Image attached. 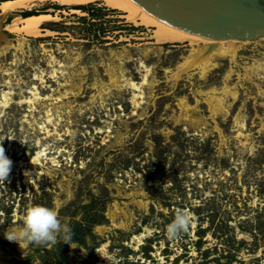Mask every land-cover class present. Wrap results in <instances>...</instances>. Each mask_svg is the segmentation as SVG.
<instances>
[{
    "label": "rangeland",
    "instance_id": "1",
    "mask_svg": "<svg viewBox=\"0 0 264 264\" xmlns=\"http://www.w3.org/2000/svg\"><path fill=\"white\" fill-rule=\"evenodd\" d=\"M68 4L85 13L65 20L68 39L26 37L0 52V99L10 98L0 144L12 160L0 184V264H264V70L245 71L264 62V41L202 74L180 66L202 44H156L151 27L99 1ZM5 25L0 17L1 43L16 44L23 35ZM37 204L57 210L71 240L5 238ZM178 211L193 223L170 239Z\"/></svg>",
    "mask_w": 264,
    "mask_h": 264
},
{
    "label": "bare ground",
    "instance_id": "2",
    "mask_svg": "<svg viewBox=\"0 0 264 264\" xmlns=\"http://www.w3.org/2000/svg\"><path fill=\"white\" fill-rule=\"evenodd\" d=\"M64 4H68L69 0H61ZM94 1V0H92ZM101 2V4L108 9H116L120 13L123 14L122 17L126 19V22L132 23L134 25H144L145 27H151L152 32V39L156 44H175V43H184L188 42L191 45H199L202 44L201 47L196 49V54L191 60H187L184 63H181V67L188 68L198 65L202 68V74H205L209 70V65L211 61L216 57H230L231 61H234L236 55L240 51L241 47L245 44L249 43H259L260 41H264V35L260 36L256 39H243L237 40L233 38H224V39H212V38H204L201 36L190 35L183 31H180L174 27H171L165 23H162L149 15H147L144 11H142L138 6L130 2L129 0H95ZM18 4H23V1H10V0H0V10L3 11V14L8 13L10 10H16L19 8ZM72 10V9H71ZM78 12L81 14H85L78 9H74L72 11ZM43 14V13H42ZM44 15V14H43ZM60 20L58 15H45V16H34L29 15V17H18L12 19L11 22H7L5 27L7 28L10 33H15L17 35L21 34L22 37L18 38V42L16 44L11 43H1L3 39V35L0 33V52L5 50V48L12 46L16 50H20L23 47L24 42L23 40L27 39L26 37H42L44 36V32L52 34V32L45 31L44 29L41 30L39 27L44 22V20ZM47 23V22H46ZM45 24V23H44ZM43 25V24H42ZM42 27V26H41ZM25 36V37H24ZM51 59L53 60V56L50 55ZM141 67L144 68V73L142 74V80L140 84H144L147 81V76L149 74L150 69L141 63ZM181 69V68H180ZM264 70V62H260L258 60H254L249 66L245 67L246 73L251 72H259ZM232 69L229 70L228 76L232 73ZM109 72V71H108ZM113 72V71H112ZM117 80V77L111 73V81L114 84ZM128 84L135 86L134 82H128ZM227 85L223 86V91L225 93H230L235 96L236 91H231ZM215 88H211V91H214ZM36 94V93H34ZM208 102L212 107V111L215 113L217 111L222 110V100L220 97L210 95L207 98ZM10 98L7 97L6 93L3 94V98L0 99V107H7L9 104ZM29 102L32 100L29 99ZM39 159V154L34 156L33 161H37ZM113 214V213H111Z\"/></svg>",
    "mask_w": 264,
    "mask_h": 264
},
{
    "label": "water",
    "instance_id": "3",
    "mask_svg": "<svg viewBox=\"0 0 264 264\" xmlns=\"http://www.w3.org/2000/svg\"><path fill=\"white\" fill-rule=\"evenodd\" d=\"M150 17L190 35L237 40L264 35V0H129Z\"/></svg>",
    "mask_w": 264,
    "mask_h": 264
},
{
    "label": "clouds",
    "instance_id": "4",
    "mask_svg": "<svg viewBox=\"0 0 264 264\" xmlns=\"http://www.w3.org/2000/svg\"><path fill=\"white\" fill-rule=\"evenodd\" d=\"M12 168V160L5 154L0 144V184L8 179ZM194 217L187 211H178L174 219L167 224L166 233L170 239L178 238L186 233L193 223ZM2 224V223H0ZM4 236L8 241L25 245H55L58 238L67 243L72 238V229L58 218L57 210L45 205H33L27 209L22 225L18 228H7Z\"/></svg>",
    "mask_w": 264,
    "mask_h": 264
},
{
    "label": "crops",
    "instance_id": "5",
    "mask_svg": "<svg viewBox=\"0 0 264 264\" xmlns=\"http://www.w3.org/2000/svg\"><path fill=\"white\" fill-rule=\"evenodd\" d=\"M12 1V0H10ZM13 1H26V3L29 5L28 7L24 8H18L16 10H10L8 13L3 14V11L0 10V17L1 20H3V25L6 24V22H11L13 18L15 17H29L25 16V12L30 11V12H36L37 14H34V16H47V15H58L60 20H44V22L40 25L41 30H45L53 32L54 34H49L47 32H44V36L42 38H47V39H55L58 38V36H64L65 39H68L69 34L65 29L68 26V23L65 22L66 19L68 18H75V17H80L74 14L72 11L74 9H80L84 7L83 4H62L59 2H51L49 0H13ZM21 6L23 4H18V6ZM72 9V10H71ZM44 15H43V14ZM31 16V15H30ZM47 22V23H46ZM45 23V24H44ZM42 26V27H41ZM65 33V34H64ZM39 38V37H37Z\"/></svg>",
    "mask_w": 264,
    "mask_h": 264
},
{
    "label": "trees",
    "instance_id": "6",
    "mask_svg": "<svg viewBox=\"0 0 264 264\" xmlns=\"http://www.w3.org/2000/svg\"><path fill=\"white\" fill-rule=\"evenodd\" d=\"M24 14H25V16H28V15H34V14H37V13L36 12L27 11Z\"/></svg>",
    "mask_w": 264,
    "mask_h": 264
}]
</instances>
